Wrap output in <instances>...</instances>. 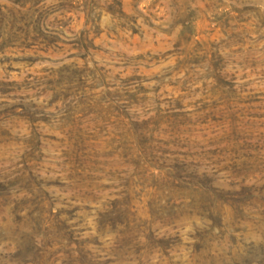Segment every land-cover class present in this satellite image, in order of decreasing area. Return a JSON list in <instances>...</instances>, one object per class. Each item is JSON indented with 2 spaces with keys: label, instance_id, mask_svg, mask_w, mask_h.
I'll use <instances>...</instances> for the list:
<instances>
[{
  "label": "rangeland",
  "instance_id": "1",
  "mask_svg": "<svg viewBox=\"0 0 264 264\" xmlns=\"http://www.w3.org/2000/svg\"><path fill=\"white\" fill-rule=\"evenodd\" d=\"M0 264H264V0H0Z\"/></svg>",
  "mask_w": 264,
  "mask_h": 264
}]
</instances>
